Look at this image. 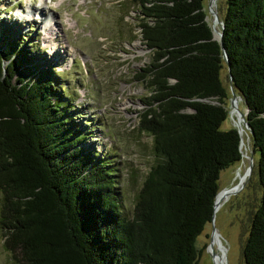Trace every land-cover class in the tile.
<instances>
[{
  "label": "trees",
  "instance_id": "1",
  "mask_svg": "<svg viewBox=\"0 0 264 264\" xmlns=\"http://www.w3.org/2000/svg\"><path fill=\"white\" fill-rule=\"evenodd\" d=\"M128 1L148 50L147 64L134 74L147 93L137 129L151 136L155 158L132 216L120 209L109 167L68 129L49 71L27 72L29 63L19 58L26 36L15 46L6 39L0 45L5 250L18 255V264H197L195 239L210 220L219 171L240 159L236 127L219 128L228 114L225 68L247 108L257 154L260 195L242 259L264 264V0H224L228 68L203 0Z\"/></svg>",
  "mask_w": 264,
  "mask_h": 264
},
{
  "label": "rangeland",
  "instance_id": "2",
  "mask_svg": "<svg viewBox=\"0 0 264 264\" xmlns=\"http://www.w3.org/2000/svg\"><path fill=\"white\" fill-rule=\"evenodd\" d=\"M208 2L203 0V8L211 26L214 18ZM213 3L220 20L224 0ZM135 22L128 0H0V45L10 39L15 46L26 36L20 43L26 50L20 60L29 63L27 72L49 71L68 129L80 135L79 147L109 167L120 209L127 217L132 216L138 189L155 162L151 136L137 129V116L145 109L141 100L147 93L134 74L147 64L148 50L140 42ZM213 28L218 31V24ZM220 77L228 91L225 68ZM228 98L221 130L235 127ZM237 109H245L240 96ZM241 138L246 156L219 171L218 190L238 183L249 165L250 135L242 130ZM251 158L244 184L219 202L213 220L197 235V264H218L207 251L212 229L226 250L223 254L213 244L212 253L223 264H244L241 251L260 195L254 172L257 154ZM14 256L5 250L0 229V264H18V255Z\"/></svg>",
  "mask_w": 264,
  "mask_h": 264
},
{
  "label": "water",
  "instance_id": "3",
  "mask_svg": "<svg viewBox=\"0 0 264 264\" xmlns=\"http://www.w3.org/2000/svg\"><path fill=\"white\" fill-rule=\"evenodd\" d=\"M214 0H209L208 2V7H209V12L213 15V20L214 22H212V25H211V31H212V37L216 40L219 41V45H220V50H221V57L223 59V61L225 62L227 68H228V60H227V55L225 53V50L223 48V45H222V41H221V36H222V22L220 20L217 19L216 17V14H215V10L212 9V5L214 4L213 3ZM214 23L218 24V27H219V30H215L213 27H214ZM228 85H229V92H230V97H229V113H235L236 115V120L234 121L235 122V127H236V130H237V133L239 135V143H238V148H239V151H240V156H242V151H241V144H242V138H241V131L242 130H245L246 132H248L249 135H251V130L249 129L248 125H247V122H246V119H245V115L247 113V108L245 107L244 111L243 112H240L238 109H237V100L239 99V96H237L234 92V90L232 89L231 85H230V81L228 80ZM253 153V150L251 149L250 151V156H249V165L247 166L246 168V171L244 173V175H242V179L239 178L238 180V183H236L235 185L231 186V187H228V188H223V189H220V190H217V192L215 193L214 197H213V201H212V213H211V217H210V220L209 222H211L213 220V217H214V212L216 210V208L218 207V203H219V200L221 198H224L225 196H227L228 194H231L233 192H235L236 190H238L243 184H244V179L243 177L245 178L246 175H248L250 173V168H251V154ZM215 234V231L212 229V232H211V235H210V241H209V244H208V248L210 247L211 243H212V235ZM207 248V251L209 252V254L211 255L210 251L208 250Z\"/></svg>",
  "mask_w": 264,
  "mask_h": 264
},
{
  "label": "bare ground",
  "instance_id": "4",
  "mask_svg": "<svg viewBox=\"0 0 264 264\" xmlns=\"http://www.w3.org/2000/svg\"><path fill=\"white\" fill-rule=\"evenodd\" d=\"M242 145H243V142H242V144H241V148H242ZM246 156V154L242 151V157H245ZM243 179H244V177H243ZM223 198H221L220 200H219V202H221V200H222ZM218 206H219V203H218ZM217 209V208H216ZM212 243H211V245H210V247L208 248V250L210 251V253H211V256H212V259H213V261H215V258H216V262L218 263V264H223L221 261H222V259H221V257H218L217 255H215V254H213L212 253V245L213 244H216L217 245V247H221V249L223 250L222 251V253L223 254H225V248L223 249V245L221 244V241H220V239H219V237H218V235H217V233L215 232V234L214 235H212Z\"/></svg>",
  "mask_w": 264,
  "mask_h": 264
}]
</instances>
